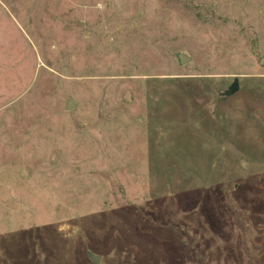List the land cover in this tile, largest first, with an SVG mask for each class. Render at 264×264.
I'll use <instances>...</instances> for the list:
<instances>
[{
  "label": "rangeland",
  "instance_id": "obj_1",
  "mask_svg": "<svg viewBox=\"0 0 264 264\" xmlns=\"http://www.w3.org/2000/svg\"><path fill=\"white\" fill-rule=\"evenodd\" d=\"M89 252L264 264V0H0V264Z\"/></svg>",
  "mask_w": 264,
  "mask_h": 264
},
{
  "label": "water",
  "instance_id": "obj_2",
  "mask_svg": "<svg viewBox=\"0 0 264 264\" xmlns=\"http://www.w3.org/2000/svg\"><path fill=\"white\" fill-rule=\"evenodd\" d=\"M177 58H178L180 64H185L186 62H188L190 60V56L187 55L186 53H183V52H178ZM238 89H239V79H238V77H235L233 82L230 84V86L228 87V90L225 93H226V95H232L233 93L238 91ZM73 106H74V102H73L72 98H70L69 101L67 102L66 107L72 108ZM88 254H89L91 260L95 264H99V262H100V256L99 255L94 254L92 252H89Z\"/></svg>",
  "mask_w": 264,
  "mask_h": 264
},
{
  "label": "trees",
  "instance_id": "obj_3",
  "mask_svg": "<svg viewBox=\"0 0 264 264\" xmlns=\"http://www.w3.org/2000/svg\"><path fill=\"white\" fill-rule=\"evenodd\" d=\"M179 61V60H178ZM222 95H224V96H230V95H226V93L224 92V94H222ZM89 255V254H88ZM90 257V256H89Z\"/></svg>",
  "mask_w": 264,
  "mask_h": 264
}]
</instances>
